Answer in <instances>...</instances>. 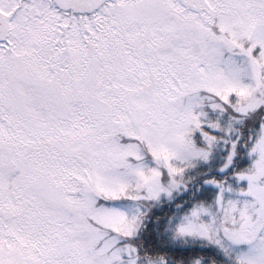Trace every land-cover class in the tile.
I'll return each instance as SVG.
<instances>
[{
  "label": "snow or ice",
  "instance_id": "snow-or-ice-1",
  "mask_svg": "<svg viewBox=\"0 0 264 264\" xmlns=\"http://www.w3.org/2000/svg\"><path fill=\"white\" fill-rule=\"evenodd\" d=\"M0 264H264V0H0Z\"/></svg>",
  "mask_w": 264,
  "mask_h": 264
}]
</instances>
